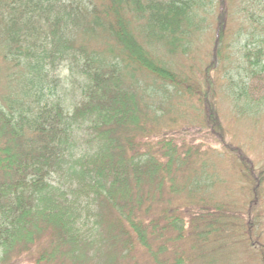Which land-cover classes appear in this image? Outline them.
I'll return each instance as SVG.
<instances>
[{"label": "trees", "instance_id": "16d2710c", "mask_svg": "<svg viewBox=\"0 0 264 264\" xmlns=\"http://www.w3.org/2000/svg\"><path fill=\"white\" fill-rule=\"evenodd\" d=\"M252 84L264 0H0V264H218L264 246V162L218 108L264 124ZM212 156L244 202L217 199Z\"/></svg>", "mask_w": 264, "mask_h": 264}, {"label": "rangeland", "instance_id": "374dc122", "mask_svg": "<svg viewBox=\"0 0 264 264\" xmlns=\"http://www.w3.org/2000/svg\"><path fill=\"white\" fill-rule=\"evenodd\" d=\"M205 38V37H203ZM201 47V45H200ZM197 56V61H194L195 71L198 76L201 75V52L197 51L195 53ZM68 74V72L65 70L61 73L62 77H65ZM66 85L68 87L71 86V83L66 80ZM247 90L250 95H253L254 92H261L264 91V89L261 86H255L254 84L247 86ZM239 88V87H237ZM78 94L70 93V96L68 97L70 100L75 101ZM185 98V99H183ZM174 103H183L187 106L183 108H176L174 109V112L177 115H184L188 116L190 114V111L188 109V106H190L191 102L187 100L186 97H183L182 95H179V99L174 98ZM219 113L220 117L225 125V128L228 129L229 135L227 137L228 141H234V144L238 145L241 144L245 150L250 154V156L254 159V161L261 165L262 162H264V124H257L252 121L246 120L243 117H238L233 110V105L231 103V99H227L226 96L220 101L219 104ZM188 111V112H187ZM199 111V110H196ZM195 110L192 111V114H195ZM165 131V130H164ZM167 131V130H166ZM171 131V130H168ZM168 136H173L174 134H179L178 131H171L167 132ZM188 139L191 141H200L202 140L199 138V135L197 134H190L188 136ZM214 147H220V145L214 143ZM213 159H210V162L214 164V162L217 163L216 170L217 173H219V176L221 178L220 183H218V189H217V199L228 201V202H244L245 200V194L241 190H238V188H242V184H245V181H241L240 177L236 176L231 172V168L228 167L227 162H221L219 158H215L212 156ZM218 162H221L220 165H218ZM244 190V189H243ZM216 198V196H215ZM260 209L264 207V195L261 196L259 199V207ZM253 217L254 214H252ZM262 224L259 226L260 229L262 228V233H264V212H262L261 216ZM264 241V235L263 239ZM248 249V248H247ZM264 246H260L259 249L256 248L255 252L251 249L248 251L246 250L242 245L236 244L233 248H231V251L227 255H223L222 258H219L217 261L218 264H264Z\"/></svg>", "mask_w": 264, "mask_h": 264}]
</instances>
